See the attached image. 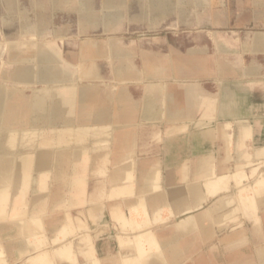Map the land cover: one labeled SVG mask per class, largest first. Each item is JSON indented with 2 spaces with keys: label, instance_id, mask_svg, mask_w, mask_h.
Wrapping results in <instances>:
<instances>
[{
  "label": "crops",
  "instance_id": "1",
  "mask_svg": "<svg viewBox=\"0 0 264 264\" xmlns=\"http://www.w3.org/2000/svg\"><path fill=\"white\" fill-rule=\"evenodd\" d=\"M70 1L73 3V0ZM58 2L60 3L61 0H52L53 5L59 4ZM89 2V11L86 14L79 13L82 28L102 29L104 32L117 30L126 19L150 24L173 15L183 19L187 17L185 11L189 4L186 0H141L140 9L133 11L128 5V0H103V5L98 9L94 7V4H91V0ZM76 4L79 11L77 0ZM38 6L39 9H42L44 5L39 3ZM13 17V15L4 16L1 21L9 23L8 21L13 20ZM112 17H114L113 22L111 21ZM24 23L25 19H23L22 27L20 26L19 29L21 34H33L39 37L44 34L40 27L35 31ZM229 25L231 27L228 28L233 32L239 28L246 29L250 25H262L264 28V17L255 15L246 19L241 17L231 18ZM53 34L60 36L65 32L56 30ZM204 36L206 35L201 34L199 36L200 44L198 46H195L194 43H170L165 49L161 50L142 48L140 67H137V63L134 62L135 51L121 47L116 42L109 44L107 54L98 53L90 46H85V50L83 49L85 62L91 64L87 70L79 69V67L74 68L64 60L63 56L54 47L47 48L40 42V44L35 43L34 52L30 57L23 55L16 49L17 45H11L8 54L10 67L4 70L2 81H9L15 86H24V89H18L13 85L11 87L0 85V90H3L5 94L3 101L5 110L2 113L6 120L5 126L14 129H48L94 124L96 111L110 112L113 106L103 109L101 107L93 108L94 105H98L97 93L88 84L77 85L75 82L81 79H99L97 59L105 56L112 60L116 79L129 81L137 78L143 80V84L146 85L139 99L134 97L130 89L126 90L124 86L120 88L122 94H120L119 103L122 102L123 98L132 111L129 113L122 111V114L116 116L117 121H119L118 125L121 128L115 134L116 138L119 136L120 139L118 138L117 142L113 141L111 143L110 154H112V160L107 163L98 160L94 156L90 161L91 164L84 165L78 162L75 164V168H115L122 165L138 168L136 169L138 178L141 177L143 172L150 176L154 170L160 168L166 171L180 169L185 163L196 164L209 151L210 145L202 136L210 130L217 131L221 127L227 128L228 133L231 134L232 143L229 147L221 136L220 138L218 136L211 144L210 150L215 154L216 161L214 163L217 167H247L248 163L251 162V155L256 152L262 153V161L264 162V29L263 31L255 30L252 34L247 32L245 38H240L239 48L236 47V40L233 37L225 38L223 37L225 35L220 34V37H215L217 42L213 43L209 39H205ZM29 69L32 70L29 71ZM167 76H171L181 83L174 87L171 82L157 81ZM203 79L204 81H202ZM69 81L73 82V85L61 84ZM34 85L46 88L43 93L37 92L31 96L25 95V88ZM72 90H75V96H71V99H61L59 97L65 93L69 94ZM77 91H83L88 95L92 92L93 97L91 100L88 99L85 103H82L77 97ZM94 93L96 98H94ZM40 97L42 98L39 101L41 104L37 101ZM156 120L162 122V129L144 127L148 125L147 122ZM122 122H128L132 125L127 129H122ZM180 125L186 126L185 130L174 128ZM244 127L249 129L246 136L244 135ZM89 146L97 147L96 141L92 140ZM227 149L230 150L232 155V159L228 162L224 160V153ZM128 152L131 157L122 160V157L127 155ZM109 163H111L110 166ZM166 171L164 172L166 182L164 185L166 188L175 187L179 189L183 186L179 177L169 179L168 171ZM148 180H150V177H148ZM182 195L183 202L190 204L188 196ZM207 199L206 196V201ZM172 200V197H168V202L172 203ZM217 205L222 208L219 203ZM97 212L99 210L95 213ZM260 215L264 228V209L260 211ZM252 223L222 239L234 241L238 239V233L246 230L248 242L252 247V254L246 255L237 250L235 252L250 257L251 260L258 261L256 248L253 244L254 233L252 231L254 225ZM153 228L158 234H163L167 231V233L172 232L174 225L162 224L155 225ZM215 232H218L216 227H214L213 233ZM121 233L122 235H120ZM128 233L130 231L124 229H122V232L120 230H110L95 239V253L101 264H133L127 262L126 256L131 255L129 247L123 246L121 240L118 239L127 236ZM237 242L239 241L236 240L233 243ZM204 243L199 245V249L203 248ZM227 245L231 246L230 250H235V246ZM135 260L134 264H143L140 260L138 262L137 258ZM79 261L80 264L84 262L80 257ZM222 263L221 259L218 261L216 257L207 258L205 253L200 252L198 256L184 257L176 264ZM224 263L230 264L229 256ZM155 264L163 263L156 262Z\"/></svg>",
  "mask_w": 264,
  "mask_h": 264
},
{
  "label": "rangeland",
  "instance_id": "2",
  "mask_svg": "<svg viewBox=\"0 0 264 264\" xmlns=\"http://www.w3.org/2000/svg\"><path fill=\"white\" fill-rule=\"evenodd\" d=\"M65 1L63 0L59 4L53 5L52 0H0V85L6 87H11V85H13V83L9 81H2L4 70L10 67L8 64V54L11 45H17L16 49L23 53V55L30 57L34 52L35 43L40 42L46 47H54V49L63 56L64 60L74 68L79 67V69L87 70L91 64L85 62V52L83 51L85 46H90L98 53L107 54L109 52V44L116 42L121 47L123 46L124 48L135 51L134 62L137 63V67H140L142 48L147 50L152 48L161 50L165 49L170 43H194L195 46H198L200 44L198 38L201 34L206 35L204 38L209 39L213 43L217 42L215 37H220V34L225 35L223 36L225 38L233 37L236 40V47L239 48V44L241 43L240 38H245L247 32L252 34L255 30L263 31L264 29L262 25H250L246 29L239 28L234 32L228 28L231 27L229 25L231 18L241 17L246 19L252 18L255 15L264 17V0H186V2L189 3L185 11L187 17L183 19L173 15L151 24L148 22L138 23L126 19L117 30L111 32H104L102 29H83L80 23V15L76 6V0H73V3L67 2L68 0ZM91 1L97 9L103 5V0ZM140 2L141 0H128V5L130 9L137 11L140 9ZM39 3L44 5L42 9L38 8ZM3 15H13L14 17L13 20L8 21L9 23H3L1 21ZM23 19H25L24 24H28L32 30L36 31L41 27L40 29L44 31L42 37L33 34H21L19 29L20 26L22 27L21 22H23ZM37 24H39V26ZM56 30L64 31L65 34L57 36L53 34ZM97 65L100 73L99 79H81L75 82L76 84H88V86L92 87L97 93L98 105H94L93 108H110L113 104L111 101L113 92L122 86H124L126 90L130 89L137 99L142 96L145 86L143 80L137 78L129 81L116 79L112 60L105 56L97 59ZM196 80L200 81L199 79ZM157 81L171 82L174 84V87H176L178 83H181L171 76L158 79ZM202 81H204V79ZM61 84H73V82L69 81ZM15 87L24 89L19 85ZM44 90V86L34 85L25 88L24 94L31 96L37 92L43 93ZM147 123L148 125L144 127H158L159 129L163 127L160 120ZM43 133L44 136L42 137H47L52 140L54 131L47 129L46 132ZM28 140L27 138L19 144L20 151L30 149L31 142H28ZM251 156L253 157V161L251 157V162L242 170H245L243 173L246 177L239 183H242L241 185H230L225 189L227 191L222 190L213 196L209 195L206 191L205 196L208 198L207 201L205 200L201 206L193 207L186 212H183L176 206L172 207V216L168 220L166 219V221L163 220L161 223H157L156 220H153L154 216L152 214V216H149L150 211L146 209L147 212L145 213L144 223L142 224L146 227H141V225L140 228L137 227L138 225H133L131 211L129 212V209L123 206V195L110 192V189L114 188L115 183H110L108 174L113 171L114 168H76L75 171L79 175L84 176L87 183L82 195L85 201L80 200L81 204L74 208L69 207V201L67 199L70 196L68 182L71 177V169L64 170L62 176L61 174L56 175L52 172H50V175L47 177L37 175V178H35L37 183H34L32 191L30 190L22 202L23 206L20 207L21 212L15 215L4 214L0 216V224L10 222L22 223L16 230L0 233V264H33L31 259L38 253L47 250L51 251L66 245H71L75 255H78L84 261L83 264H91L89 260L90 257L87 258L86 254L82 253V250L86 249L85 243L89 242L87 241L88 239L86 240L89 236L95 240L108 233L110 230H120L122 232V229H128L127 231H130L128 235L130 237L133 236L130 239L137 240L139 233L150 228L151 230H155L153 226L156 224L174 225V227H195V218L199 215H209L207 209L220 202H225V206L219 211L222 215H226L223 216L219 224L215 225L218 232L213 233V236L207 239L203 244V248L198 249L194 256H198L200 252H203L206 254L207 258L216 257L218 261L221 259L223 262L222 264H225L224 262L231 254L232 250L229 249L231 246L224 244L222 238L232 234V232L238 229L245 228L246 225L251 223L244 215L237 192L240 187L251 185L260 174L264 173L262 153L256 152ZM88 164L91 163L89 162ZM108 165H111V163ZM234 168L235 167H232V169ZM255 168H258L257 173L255 176H252ZM187 181L188 180H186V182ZM118 185H122V183ZM151 185L154 189H161L157 180L152 181ZM202 189L204 191L205 186H203ZM52 192L55 197L54 200L50 201L47 195ZM40 194L42 199L38 200L37 196ZM43 195L47 197H43ZM74 197L82 199L76 195H74ZM29 203L31 205H29ZM92 209H94V211L99 209V212L93 213ZM187 216L189 220L186 219ZM127 218H129V221H127ZM149 218L152 219L150 220ZM152 220L154 223H152ZM182 220L183 222L178 225V222ZM37 221H39V223H37ZM187 221L189 223H187ZM40 222H42L44 226H40L42 224H40ZM48 226L50 227L49 229ZM132 227L133 229L135 228L134 231H132ZM136 228L141 230H136ZM64 232L67 233L65 237L63 236ZM120 235H122V233ZM24 236L30 238V243L34 246L31 248V251H22L15 247L11 248L10 252H8V243L10 240L16 241L19 239V241H21ZM60 238L62 239L58 240ZM122 238L124 237L122 236L118 239L121 240V243L124 245L126 242L123 241ZM34 241L37 243L34 244ZM236 250L246 255L252 254L250 242L241 244ZM2 259L6 261L1 262ZM257 260L258 261L253 260V264L261 262V258Z\"/></svg>",
  "mask_w": 264,
  "mask_h": 264
},
{
  "label": "bare ground",
  "instance_id": "3",
  "mask_svg": "<svg viewBox=\"0 0 264 264\" xmlns=\"http://www.w3.org/2000/svg\"><path fill=\"white\" fill-rule=\"evenodd\" d=\"M67 2L71 3L70 0H68ZM77 2L79 5V13L86 14L90 9L89 0H77ZM113 18L114 17L111 18V21ZM37 25L39 26V24ZM45 58H47V56H45ZM31 70L29 69V71ZM51 71L53 72V70ZM121 91L122 89L120 90L119 88L116 91H114L112 94V98H111V101L113 103L112 111L110 112L96 111L94 115V120H95L94 124L74 125V126L62 127V128H48V130L54 131L51 140L47 137H42L44 136L43 132H46L47 130L44 128L14 129L11 127H6L5 126L6 120L2 114L3 111L5 110L4 109L5 106L3 103L5 94L3 90H0V216L4 214L15 215L18 212H21L20 207L23 206L22 202L24 201L26 195H28L30 190L32 191L34 183H37L35 179L37 178L36 177L37 175L47 177L50 175V172H52L55 173L56 175L61 174L62 176V173L66 169L72 170V172H70L71 177L68 182V191L70 193V196L67 199L69 201V207L74 208L81 204L80 200L85 201L82 195L86 188V183H87L86 178L84 176L79 175L75 171L76 169L75 164H77L78 162H81L84 165L88 164L94 156L97 157L98 160L107 163L110 162V160H112L111 159L112 154H110L111 143L113 141L117 142V140L120 139L119 136H117L116 138L115 134H117L116 132L121 128L118 125L119 121H117L118 118H116V116L122 114V111L123 112L126 111V113L132 111L130 110L131 107L129 106L127 101H124L123 98H122V102L119 103L120 94H122ZM91 93L88 95L83 91L76 92L77 97L82 103H85L88 99L90 100L92 99L93 96ZM95 95L96 94L94 93V98H96ZM71 96L73 97L75 96V90H72L69 94L65 93L63 95H60L59 97L61 99L63 98L71 99ZM40 100H42L41 97L37 99L38 102ZM131 125H132L131 123L122 122V129L124 128L127 129L131 127ZM174 128L176 130H185L186 126L180 125V126H175ZM248 130H249L248 128L244 127L245 136L248 134ZM218 136L219 138L221 136V138L225 141L226 144H228L229 147L231 146L232 143L231 134L228 133L226 127H221V129L217 131L210 130L206 132L202 137L211 146V144L215 141V139L218 138ZM27 138L29 139L28 142H31L30 149L25 151H20L19 144L22 141L26 140ZM92 140L96 141L97 147L89 146ZM210 146H209V151L205 155H203L196 164L185 163L180 169L167 170L169 174L168 175L169 179H172L177 176L181 180L183 186L179 188L180 190L175 187L171 189L165 187L164 184L166 182L164 180L165 177L164 172L166 170L165 169L163 170V168L154 170V172L151 173L150 176H148L147 173L143 172L140 178H138L136 174V169L138 168L135 169L133 167H124L122 165H118L113 169V171L109 172L108 180L110 181V183H115L114 188L110 189V192L123 195L122 204L124 207L129 209L128 210L129 212L131 211L130 213H132L131 215H132L133 225H138L137 227L140 228V226L144 223L145 213L147 212L146 209L150 211L149 216L152 215L154 216L153 220H156L157 223L159 222L161 223L163 222V220L166 221V219L168 220L172 216L173 206L174 207L176 206L186 212L188 210H191V208L193 207L201 206L205 202L206 191L209 195L213 196L217 192L227 189L230 185L239 184L243 180V178L246 177L245 174L243 173L245 170L242 171L243 168H245L243 166H238L235 167L234 169H232V167L230 166L217 167L216 164L214 163L216 161V157L215 154L210 150ZM129 157L131 156L129 155L128 152L127 155L122 157V160L124 159L126 160ZM231 159H232L231 152L229 149H227V151H225L224 153V160L228 162ZM84 168L87 169V167ZM99 169H104V167H100ZM257 170L258 168H255L253 170L252 176L253 175L255 176ZM148 177H150V180L147 181ZM154 180H157V183L161 187L160 190L154 189L152 187L151 184L152 181ZM186 180L188 181L186 182ZM119 183H122V185H118ZM203 186H205L204 191L202 189ZM182 194L188 196L190 200V204L183 202L181 198L183 197ZM74 195L79 196L82 199L78 197H74ZM45 196L43 195V197ZM47 196H49L50 201L54 200L55 195L53 192ZM237 196L240 200V204H241L240 206L243 208L245 217L249 219L251 222H253L252 224L254 225L252 231L254 233L253 244L255 245L256 248L257 259L259 258L260 260L261 258V262L258 263L256 262L255 264H264V228H263V220L260 218L261 215L259 213L264 209V173L260 174L259 177L251 185L249 186L244 185L240 187L239 191L237 192ZM168 197H172L173 199L172 203L168 202ZM37 198L38 200L42 199L41 194L37 196ZM219 204L221 205L222 208H224L225 202H221ZM29 205L31 204L29 203ZM220 209L221 208L218 207L217 203L211 206L210 208H208L207 211L209 215L207 214L203 216L199 215L197 216V218H195L196 220L195 227L178 226L179 223L183 222L182 220L178 222L177 225L178 227H174V229L170 233H167L168 232L167 231L166 233L158 234L156 230H151L150 228V229H146V231L144 232L139 233V235L137 234L138 235L137 240L130 239L133 236L132 237L128 235L123 236L124 238H122V240L126 242L123 246L129 247V251L131 252V255L126 256L127 262H132L134 264L136 262L135 258H137V261L138 262L141 261L143 264H155L156 262L163 264L166 263L176 264L182 258L190 257L194 255L195 252L199 249V245L201 243H204L207 239L211 238V236H213L215 225L222 220L224 215H226V214L222 215V213L219 211ZM98 210L99 209L94 211V209H92V212L95 213ZM129 218H127L128 219L127 221H129ZM188 218L189 217L187 216L186 219L189 220ZM149 219L151 220L152 218ZM37 223H39V221H37ZM41 223L42 222H40V224ZM152 223H154V221ZM187 223L189 222L187 221ZM21 224H22L21 222H10L6 224H0V233L11 232L13 230H16V228H19ZM40 226H44L43 223ZM141 227H146V226L142 225ZM49 228L50 227L48 226V229ZM134 229L132 227V231H134ZM136 230H141V229L136 228ZM246 232H247L246 230H242L240 233H238L239 234L237 235L238 239L236 240H238L239 242L237 243H233L236 240L232 241L231 239L230 240L222 239L224 244H231L235 246V250L231 251V254L229 255L230 264H253V260H251L250 257H245L235 252L238 246L248 242V236ZM66 235L67 233L64 232L63 236L65 237ZM240 237L242 238L239 239ZM62 238L58 240H61ZM86 240L89 242H87L88 244L85 243L86 249L82 250V253L86 254L87 258L90 257L89 260L91 261V264H101L100 260L98 259L95 253V240L90 236L86 238ZM36 243L34 241V244ZM8 247H9L8 252H10L11 248H15V247L22 251H28V250L31 251V248H33L34 246H32V244L30 243V238H26L24 236L23 240L21 241H19V239L16 241L10 240V242L8 243ZM78 257L79 256L75 255V253L73 252L71 245H66L63 247H58L57 249H53L51 251L47 250L40 252L31 260L33 264H76V262L77 264H80ZM5 261H6L5 259L1 260V262H5Z\"/></svg>",
  "mask_w": 264,
  "mask_h": 264
}]
</instances>
